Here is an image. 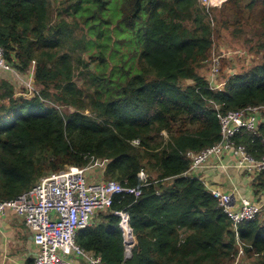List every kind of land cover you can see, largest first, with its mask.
<instances>
[{
    "label": "trees",
    "instance_id": "1",
    "mask_svg": "<svg viewBox=\"0 0 264 264\" xmlns=\"http://www.w3.org/2000/svg\"><path fill=\"white\" fill-rule=\"evenodd\" d=\"M52 1L0 0V44L18 74L0 75V199H15L68 166L98 165L104 180L98 182L140 191L137 198L116 196L109 211L79 232L77 244L103 264H237L241 251V264H264V216L241 223L237 239L205 184L184 176L186 152L220 141L214 105L223 114L264 106V0H228L209 11L198 0H61L65 14L81 15L91 36L104 39L90 57L102 69L91 74L87 94L74 82L70 52L86 45L66 21L52 23ZM233 26L252 27L248 43L262 61L237 72L232 63L223 90L212 91L200 70ZM121 47L129 54L119 61ZM33 63L40 90L18 96L15 85L23 86ZM222 64L223 72L228 63ZM251 135L239 142L260 156L261 140ZM255 180L257 196L264 174ZM121 210L136 237L129 259L114 215Z\"/></svg>",
    "mask_w": 264,
    "mask_h": 264
},
{
    "label": "built area",
    "instance_id": "2",
    "mask_svg": "<svg viewBox=\"0 0 264 264\" xmlns=\"http://www.w3.org/2000/svg\"><path fill=\"white\" fill-rule=\"evenodd\" d=\"M227 2L228 0H198L199 5L207 11L221 9ZM220 65V57H213L208 78L212 91H222L225 85V82L219 83ZM4 72L18 75L5 61V52L0 44V75ZM34 76L33 63V67L22 80L25 93L21 96L31 98L38 94ZM214 109L221 127L220 141L200 152H186L190 167L184 176L200 179V170L209 167L222 170L234 168L250 178L264 174V152L258 156L257 151L253 154L247 145L239 142L240 137L252 134V137L260 138L264 148V135L259 132L261 124L264 123V106L247 107L225 114L218 105H214ZM134 144L139 145V141ZM226 154L234 157L233 165L223 161ZM212 160L218 163L210 165ZM89 168L90 166H68L58 173L42 177L34 187L15 199H0V219L9 212L22 217L32 234L34 244L39 249L34 264H103L101 256L88 253L77 244L79 232L93 226L97 214L109 211L116 196L128 195L137 198L140 191L139 188L125 187L116 181L90 182L87 178ZM138 177L147 183L145 171H141ZM205 187L217 201L218 207L231 220L237 239L240 224L253 221L263 213L264 202H252L219 188ZM114 215L120 220L119 226L127 249L125 258L129 259L136 244L130 215L124 210L116 211Z\"/></svg>",
    "mask_w": 264,
    "mask_h": 264
},
{
    "label": "rangeland",
    "instance_id": "3",
    "mask_svg": "<svg viewBox=\"0 0 264 264\" xmlns=\"http://www.w3.org/2000/svg\"><path fill=\"white\" fill-rule=\"evenodd\" d=\"M62 3L63 1L61 0L52 1L51 8H50L51 21L53 24L59 23L60 21H63V20L66 21L68 25L74 29L75 39L78 41L83 38L81 40L82 41L81 43L86 45V48H83V45H82V47L76 48L70 52L72 54V59H73L74 82L76 83L78 89L84 90L85 94H87V89L91 87V74H95L101 71L102 69L101 68L99 70L97 68V64L89 63L90 57L94 54L99 53L100 47L96 43H102L104 42V39L102 38L99 40L96 36H91V34L89 33V29L84 25V21L81 15H77L74 13L65 14V12L63 11ZM106 16H107L106 19L110 18L109 13H107ZM250 30H252V27H249L247 32L246 30H241L242 32H238V30L234 26L228 30L224 29L222 31L223 38L219 41L218 47L217 46L215 47L212 53V56H211V60L208 63H206L205 66L200 70V74L202 76H205L206 78L209 77L210 69H211L210 64H211L213 57H220L221 71H220V76H219V83H224V82L226 83L227 75L234 73L235 70L231 69L232 63L235 65L236 72L241 71L244 68H252L256 66L257 64H259L262 61V57H257L256 55V52H255L256 44L252 46L251 44L248 43V40L252 39L253 37L251 33L249 32ZM107 35H110V34L106 33L105 36ZM90 41H94L95 45L93 44L91 46L89 43ZM109 45H110V42H109ZM253 47H254V50H253ZM121 48H120L121 50L120 53L117 55V58L119 61H121L122 57L125 56L126 58L129 54V51L127 50L126 47H121ZM223 61H226L228 64L226 65L224 71L222 72V69H223L222 62ZM135 68H137V64H135ZM110 70H111V64L108 63L106 73L109 74ZM2 79L3 78H0V81ZM6 81H8L9 83L11 82L9 79H6ZM37 90L39 91L40 88H37ZM15 91L18 96L22 95L23 93H25L24 86L15 85ZM89 91L92 92L93 90H89ZM62 108H63L62 110L66 114L72 112V109L71 108L69 109L67 106H62ZM163 136L167 137V134L165 133L163 134ZM91 175L92 173L87 174V178L90 182H92L90 179ZM93 180H97V179H93ZM255 181L259 183L261 182L258 179ZM259 196H260V199L258 201L263 202L264 201V191ZM262 212L263 213L260 215V217L264 216V210ZM94 221H95V218L93 220V223ZM244 262H247V261H244ZM236 263L237 264L243 263L241 252L239 253L237 257Z\"/></svg>",
    "mask_w": 264,
    "mask_h": 264
},
{
    "label": "crops",
    "instance_id": "4",
    "mask_svg": "<svg viewBox=\"0 0 264 264\" xmlns=\"http://www.w3.org/2000/svg\"><path fill=\"white\" fill-rule=\"evenodd\" d=\"M234 160L229 154L223 157V161L228 165H233ZM217 163L218 161L212 160L210 165ZM88 173H92L90 176L92 182L104 181L102 168L98 165L88 169ZM199 176L206 186L260 203L259 195L263 192L255 196L253 186L255 178H250L234 168L222 170L209 167L200 170ZM92 177L97 180H93ZM38 252L39 249L34 244L33 236L22 217L9 212L0 219V264H34Z\"/></svg>",
    "mask_w": 264,
    "mask_h": 264
}]
</instances>
